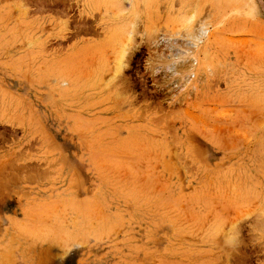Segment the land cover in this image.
<instances>
[{
    "label": "rangeland",
    "instance_id": "374dc122",
    "mask_svg": "<svg viewBox=\"0 0 264 264\" xmlns=\"http://www.w3.org/2000/svg\"><path fill=\"white\" fill-rule=\"evenodd\" d=\"M0 264H264V0H0Z\"/></svg>",
    "mask_w": 264,
    "mask_h": 264
},
{
    "label": "bare ground",
    "instance_id": "6f19581e",
    "mask_svg": "<svg viewBox=\"0 0 264 264\" xmlns=\"http://www.w3.org/2000/svg\"><path fill=\"white\" fill-rule=\"evenodd\" d=\"M237 243V242H236ZM232 245V244H231ZM238 245V244H237Z\"/></svg>",
    "mask_w": 264,
    "mask_h": 264
}]
</instances>
